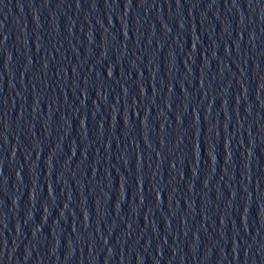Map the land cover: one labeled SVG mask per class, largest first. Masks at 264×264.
Segmentation results:
<instances>
[{
	"label": "water",
	"instance_id": "water-1",
	"mask_svg": "<svg viewBox=\"0 0 264 264\" xmlns=\"http://www.w3.org/2000/svg\"><path fill=\"white\" fill-rule=\"evenodd\" d=\"M0 264H264V0H0Z\"/></svg>",
	"mask_w": 264,
	"mask_h": 264
}]
</instances>
